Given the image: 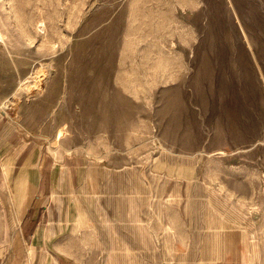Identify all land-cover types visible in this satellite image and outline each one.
<instances>
[{
    "label": "rangeland",
    "instance_id": "rangeland-1",
    "mask_svg": "<svg viewBox=\"0 0 264 264\" xmlns=\"http://www.w3.org/2000/svg\"><path fill=\"white\" fill-rule=\"evenodd\" d=\"M0 111L79 192L48 264H264V0H0Z\"/></svg>",
    "mask_w": 264,
    "mask_h": 264
},
{
    "label": "crops",
    "instance_id": "crops-1",
    "mask_svg": "<svg viewBox=\"0 0 264 264\" xmlns=\"http://www.w3.org/2000/svg\"><path fill=\"white\" fill-rule=\"evenodd\" d=\"M43 157L27 134L0 111V264H48L43 252L54 237L62 253L81 250L74 231L89 227L80 226L85 222L76 202L79 192L57 198L54 208L41 181L48 170ZM45 213L50 217L47 224Z\"/></svg>",
    "mask_w": 264,
    "mask_h": 264
},
{
    "label": "bare ground",
    "instance_id": "bare-ground-1",
    "mask_svg": "<svg viewBox=\"0 0 264 264\" xmlns=\"http://www.w3.org/2000/svg\"><path fill=\"white\" fill-rule=\"evenodd\" d=\"M68 1V0H67ZM118 20V19H117ZM37 23H39V25H38V27H39V29L41 30V29H43V23H42V20L40 19V20H37ZM117 23V22H116ZM46 27V26H45ZM44 33V32H43ZM56 35V34H55ZM57 36H58V34H57ZM100 36V35H99ZM56 37V36H55ZM95 37V36H94ZM53 39V38H52ZM56 40V39H55ZM104 40V39H103ZM51 41V40H50ZM102 41V40H101ZM95 42V41H94ZM105 42V41H104ZM108 42V41H107ZM47 43H50V42H47ZM82 43V42H81ZM102 43V42H101ZM46 45V44H45ZM52 45V44H51ZM57 45V44H56ZM55 45V46H56ZM101 45V44H100ZM106 46V45H105ZM95 48V47H94ZM50 49V48H49ZM104 49H106V48H104ZM108 49V48H107ZM52 50V49H51ZM93 50V49H92ZM46 51V50H45ZM48 51V50H47ZM96 51V50H95ZM101 51V50H100ZM94 52V51H93ZM103 53V52H102ZM45 54H47V53H45ZM107 54V53H106ZM105 54V55H106ZM111 55V54H110ZM104 56V55H103ZM106 58V57H105ZM91 59H93V58H91ZM102 59V58H101ZM104 61V60H103ZM102 61V62H103ZM110 61V60H109ZM106 63H108V62H106ZM104 65V64H103ZM109 65V64H108ZM105 67V66H104ZM48 69H49V67H48V65H43L41 68H40V78L42 79L43 77H45L46 75H47V73H48ZM97 69V68H96ZM102 69H104V68H102ZM99 70H100V68H99ZM98 70V71H99ZM104 72H105V70H104ZM103 72V73H104ZM109 73V72H108ZM107 75V74H106ZM90 84V83H89ZM89 87H90V85H89ZM92 87V86H91ZM94 87V86H93ZM91 89V88H90ZM90 91V90H89ZM21 92H26V93H28V90H27V88H25V89H21ZM20 92V93H21ZM92 94H94V93H92ZM24 95V94H23ZM24 97V96H23ZM29 97V96H28ZM90 97V96H89ZM92 97V96H91ZM94 97V96H93ZM92 97V98H93ZM15 98V97H14ZM91 99V98H90ZM13 100L12 99H10V100H8V101H6V102H8V103H10V102H12ZM102 101V100H101ZM5 102V103H6ZM90 103V102H89ZM14 104V103H13ZM5 106V105H4ZM115 106V105H114ZM3 107V106H2ZM90 107V106H89ZM116 107V106H115ZM117 112H118V110H116ZM112 112H113V110H112ZM119 112H121V111H119ZM118 112V113H119ZM123 112V111H122ZM116 113V112H115ZM115 113H114V115H115ZM123 114L124 113H122V117H123ZM118 116V115H117Z\"/></svg>",
    "mask_w": 264,
    "mask_h": 264
}]
</instances>
